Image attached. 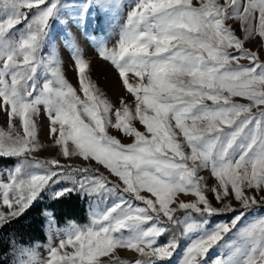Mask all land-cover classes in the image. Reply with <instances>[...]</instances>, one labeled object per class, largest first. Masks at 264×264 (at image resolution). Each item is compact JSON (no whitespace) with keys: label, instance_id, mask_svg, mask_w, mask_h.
I'll return each instance as SVG.
<instances>
[{"label":"snow or ice","instance_id":"obj_1","mask_svg":"<svg viewBox=\"0 0 264 264\" xmlns=\"http://www.w3.org/2000/svg\"><path fill=\"white\" fill-rule=\"evenodd\" d=\"M59 3L0 0V111L9 128L0 131V158H22L0 178V226L61 179L73 186L56 199L73 191L118 199L50 244L46 259L13 241V264L25 254L27 264H156L173 258L180 225L181 235L200 234L178 264H208L221 244L227 251L213 264H264V218L245 225L249 210L264 203V0H135L118 41L98 51L127 93L116 102L91 81L83 56L72 63L77 89L40 55ZM87 7L86 0L81 11ZM41 106L58 155L80 157L84 166L28 160L40 147ZM221 212L233 215L207 228L205 217ZM121 250L138 256L121 260Z\"/></svg>","mask_w":264,"mask_h":264},{"label":"rangeland","instance_id":"obj_2","mask_svg":"<svg viewBox=\"0 0 264 264\" xmlns=\"http://www.w3.org/2000/svg\"><path fill=\"white\" fill-rule=\"evenodd\" d=\"M86 0H60L57 8V14L50 19L47 32L44 36L43 43L40 49V55L51 63L59 64L65 78L78 89V78L74 67L72 66L73 58L76 56H83L86 60L90 61V68L86 70L89 74V78L96 85V87L103 93L104 97L112 102H116L119 97L125 96L123 85L118 78V75L113 70L112 66L100 59L98 51L101 48H112L120 37L121 30L126 22L127 14L131 6L135 3V0H87L88 7L81 11L82 6ZM23 11H27L24 9ZM3 8L0 6V14H2ZM32 13H29L31 16ZM234 23V22H230ZM25 24L22 22L16 26L14 32L16 37L24 29ZM241 37L244 36L243 32H238ZM246 46L251 47V44ZM264 58V53H262ZM244 62V61H242ZM246 63V62H244ZM44 73H41V82L43 80ZM83 96L82 93H80ZM131 99V98H129ZM238 100L240 98H237ZM243 102V101H241ZM207 103H211L210 101ZM38 127V142L40 147L28 157V160L33 158L38 160L59 159L62 164L72 165L76 167L84 166L87 162L80 157L65 158L58 155V147L51 141L48 132V121L45 118L44 108L41 106V115L37 118ZM137 127L143 130V126L137 123ZM9 130L7 124V118L2 111H0V131L7 132ZM111 134L122 138V133H117L115 129L110 130ZM22 133V129H21ZM122 142H130L128 138H122ZM16 158V157H13ZM22 158H17L15 163L9 167H0V178H6L9 170H14L17 164L20 163ZM95 163V162H93ZM101 171L107 174V171L102 168ZM201 175H208L206 171L201 172ZM209 186L213 181L208 178ZM73 185L69 180L61 179L56 183H51L49 186L40 193L38 200H54L53 194L62 188L72 187ZM81 197L87 201V219L84 223L76 221H68L63 225H57L52 212L46 210L44 212L45 224L44 233L46 241L44 243L34 242L30 245L35 246V251L38 254L39 259L47 258V248L51 244L56 246L61 238L65 237V232L69 231L73 227H85L91 223L93 215L98 214L103 209L110 207L116 202L118 197L112 195L100 196L88 195L84 192L77 191ZM212 202L214 207H221V205L214 199L211 193H206ZM181 199L185 201H191L195 198L191 195L181 194ZM32 203V204H33ZM139 203V202H137ZM233 204H236L232 200ZM27 210V209H26ZM25 210V211H26ZM250 214L245 221V225L249 222H256L259 218H264V203L253 206L249 210ZM233 215L231 212H221L210 217L208 219L207 228H214L216 225L227 222ZM194 219H201L198 214H192ZM183 219V214H181ZM191 222V221H190ZM184 225H180L178 229H174L177 239L179 240V247L171 260L156 261V264H178L179 258L183 255L184 249L188 247L192 239L196 238L200 233L194 231L187 235H181ZM173 233H165L164 236L159 238L158 244L167 243V240L172 238ZM71 251V249H69ZM227 249L223 244L219 248L210 250L208 257V264H213V260L218 255H223ZM121 260H134L138 254H134L131 251L121 250L117 253ZM11 264L12 252L10 255ZM20 259V264H27L29 257L25 254ZM107 259V258H101Z\"/></svg>","mask_w":264,"mask_h":264},{"label":"trees","instance_id":"obj_3","mask_svg":"<svg viewBox=\"0 0 264 264\" xmlns=\"http://www.w3.org/2000/svg\"><path fill=\"white\" fill-rule=\"evenodd\" d=\"M17 158H0V167L12 166ZM49 210L57 225L68 221L84 223L87 219V201L77 191L54 200L35 201L21 216L0 226V264H11L13 241L30 245L44 243V212Z\"/></svg>","mask_w":264,"mask_h":264}]
</instances>
